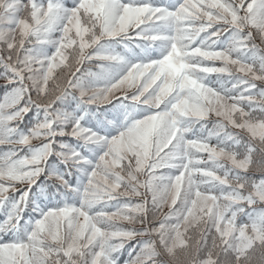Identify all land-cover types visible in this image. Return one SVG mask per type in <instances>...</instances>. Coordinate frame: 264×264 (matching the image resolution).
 Masks as SVG:
<instances>
[{"label": "snow or ice", "instance_id": "snow-or-ice-1", "mask_svg": "<svg viewBox=\"0 0 264 264\" xmlns=\"http://www.w3.org/2000/svg\"><path fill=\"white\" fill-rule=\"evenodd\" d=\"M0 264H264V0H0Z\"/></svg>", "mask_w": 264, "mask_h": 264}, {"label": "trees", "instance_id": "trees-1", "mask_svg": "<svg viewBox=\"0 0 264 264\" xmlns=\"http://www.w3.org/2000/svg\"><path fill=\"white\" fill-rule=\"evenodd\" d=\"M125 255H126V253H125Z\"/></svg>", "mask_w": 264, "mask_h": 264}]
</instances>
